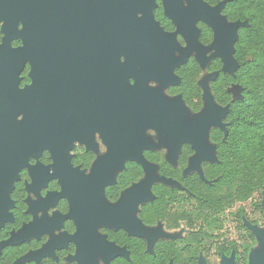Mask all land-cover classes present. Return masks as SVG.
<instances>
[{
    "label": "flooded vegetation",
    "instance_id": "1",
    "mask_svg": "<svg viewBox=\"0 0 264 264\" xmlns=\"http://www.w3.org/2000/svg\"><path fill=\"white\" fill-rule=\"evenodd\" d=\"M233 1L37 6L32 59L0 94V264H264L261 213L232 214L205 170L225 116L204 125L200 158L173 130L235 100L238 85L222 103L213 86L238 65ZM25 31L0 19V52L25 51Z\"/></svg>",
    "mask_w": 264,
    "mask_h": 264
},
{
    "label": "trees",
    "instance_id": "2",
    "mask_svg": "<svg viewBox=\"0 0 264 264\" xmlns=\"http://www.w3.org/2000/svg\"><path fill=\"white\" fill-rule=\"evenodd\" d=\"M229 8L232 18L246 21V27L235 43V76H220L214 82V94L222 103L225 82L241 86L243 93L239 100L229 98L225 128L212 134L220 159L205 170L215 179L214 187L227 188L220 192L228 193L232 207L250 202L255 194L264 195V0H234ZM252 207L259 210L258 202Z\"/></svg>",
    "mask_w": 264,
    "mask_h": 264
},
{
    "label": "water",
    "instance_id": "3",
    "mask_svg": "<svg viewBox=\"0 0 264 264\" xmlns=\"http://www.w3.org/2000/svg\"><path fill=\"white\" fill-rule=\"evenodd\" d=\"M63 2L64 0H12L11 5L13 6L14 10L13 12H9L8 8L10 6V3H8L7 0H0V19L5 18L8 21L9 26L11 27V26H15L17 16L22 15L26 26V31L23 35L26 45L25 51L16 52L11 58L6 57L7 51L3 53L0 52V59L1 61H3L1 62V65L5 66V74H6V78L0 80V94L3 98L5 97L7 92L11 90V86L17 82L16 76L24 67L26 57L29 56L30 59H32V51L35 42L34 32L32 30V12L35 11L37 6H39L37 9L45 10L48 7L47 5L50 6L52 4L55 5L63 4ZM234 36H235V32L230 33L229 36L226 37L220 34L221 40L225 41V44L222 45L221 47L222 50L225 51L226 48L230 46ZM234 65H235L234 69H236L237 65L236 64ZM231 92L234 94L235 100H239L242 98L241 95L242 89L239 86L233 88ZM224 116L225 113L222 109L216 110L212 106L210 111L205 113L199 119L198 126L195 128L193 132L184 133L183 129L178 125V123L174 124L173 130L178 134H180V136L183 135L187 136L194 142V145L199 151L198 158H200L201 152L203 150L200 134L203 131L204 125L208 121H215L216 123H219L218 119L222 120ZM197 164H198V160L194 161L193 163L194 168H197ZM93 251L94 248L93 246H91L88 254L86 255V259L89 260V262L92 261Z\"/></svg>",
    "mask_w": 264,
    "mask_h": 264
},
{
    "label": "rangeland",
    "instance_id": "4",
    "mask_svg": "<svg viewBox=\"0 0 264 264\" xmlns=\"http://www.w3.org/2000/svg\"><path fill=\"white\" fill-rule=\"evenodd\" d=\"M235 68V65L234 63L232 62L231 64V70L233 72ZM211 163H218L217 159L215 158L213 161H211ZM201 163H198V165H200ZM258 202V205H259V210L258 212H260L261 214H257L256 215V218L259 219V221H261V235H262V241H261V249L263 250L264 252V195H258V194H255L253 197H252V200L250 202H247L245 204H237L234 205L232 208H231V212L232 214L235 213L237 211V209H239V207H244V209H250L252 208V206ZM233 227V226H232Z\"/></svg>",
    "mask_w": 264,
    "mask_h": 264
}]
</instances>
